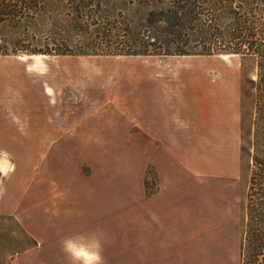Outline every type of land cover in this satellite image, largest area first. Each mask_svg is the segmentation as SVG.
Here are the masks:
<instances>
[{"label": "rangeland", "instance_id": "374dc122", "mask_svg": "<svg viewBox=\"0 0 264 264\" xmlns=\"http://www.w3.org/2000/svg\"><path fill=\"white\" fill-rule=\"evenodd\" d=\"M257 73L236 55L0 56V264H149L133 232L159 191L182 197L199 241L168 243L169 257L239 264L250 156L264 150ZM54 218H88V243H57Z\"/></svg>", "mask_w": 264, "mask_h": 264}, {"label": "trees", "instance_id": "16d2710c", "mask_svg": "<svg viewBox=\"0 0 264 264\" xmlns=\"http://www.w3.org/2000/svg\"><path fill=\"white\" fill-rule=\"evenodd\" d=\"M242 56L264 87V0H0V56ZM239 264H264V150L253 147Z\"/></svg>", "mask_w": 264, "mask_h": 264}, {"label": "crops", "instance_id": "0c3cea01", "mask_svg": "<svg viewBox=\"0 0 264 264\" xmlns=\"http://www.w3.org/2000/svg\"><path fill=\"white\" fill-rule=\"evenodd\" d=\"M177 195L182 196L179 193H177ZM53 196L55 197L56 194L54 193ZM181 199L182 197L172 198L171 193L169 192L159 191L148 200V215L146 218L149 227L147 233H145V231H142L140 228L136 229L133 233L135 243H149V264H153L154 261L158 264H179V262H177V260L175 259V256L169 257V253L167 249H165L169 246L168 243H185L187 236L189 237V239L192 238L191 242L189 243H199L197 239V232L193 228H191L190 230L192 231L193 236L187 235V233L190 232L188 229L186 230V235H184V222L186 219V216L184 215L185 206L181 201H177ZM168 200H176V202H168ZM142 204L146 205V203ZM56 206L57 204H55V208L53 209V216L61 217L65 215L62 213V209L60 208V206L58 208ZM43 211H45V209H43ZM68 211L69 216H71L73 214H71L72 208L69 207ZM194 216L195 215H193L192 217L193 219ZM87 221L88 218L85 220H80V222L76 220L75 222L77 223V227L68 224V226H62L61 228L60 225H57L56 219L54 218V232H57V226L60 230V233H58L59 241L57 243H72L71 241L66 240L67 238L65 237L68 236L66 234H71L73 231L81 232L80 236H83L85 240L84 242L88 243L86 241L89 236H92L93 231L89 227V221L88 223ZM72 241L73 243H77L75 239ZM28 243L29 242H26V247ZM153 248L156 251L155 255L152 254ZM157 251H159V254L157 253ZM154 256L156 257L155 259H153ZM9 261L10 264H23V260H18L16 258Z\"/></svg>", "mask_w": 264, "mask_h": 264}, {"label": "bare ground", "instance_id": "6f19581e", "mask_svg": "<svg viewBox=\"0 0 264 264\" xmlns=\"http://www.w3.org/2000/svg\"><path fill=\"white\" fill-rule=\"evenodd\" d=\"M226 57H228V56H226Z\"/></svg>", "mask_w": 264, "mask_h": 264}]
</instances>
